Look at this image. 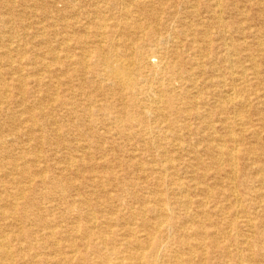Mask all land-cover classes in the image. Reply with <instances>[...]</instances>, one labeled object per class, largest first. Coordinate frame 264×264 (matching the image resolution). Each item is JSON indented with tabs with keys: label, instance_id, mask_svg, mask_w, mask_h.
<instances>
[{
	"label": "bare ground",
	"instance_id": "6f19581e",
	"mask_svg": "<svg viewBox=\"0 0 264 264\" xmlns=\"http://www.w3.org/2000/svg\"><path fill=\"white\" fill-rule=\"evenodd\" d=\"M0 22V264H264V0Z\"/></svg>",
	"mask_w": 264,
	"mask_h": 264
},
{
	"label": "rangeland",
	"instance_id": "374dc122",
	"mask_svg": "<svg viewBox=\"0 0 264 264\" xmlns=\"http://www.w3.org/2000/svg\"><path fill=\"white\" fill-rule=\"evenodd\" d=\"M227 1H229V2H233L234 0H227ZM236 1V0H235ZM57 5H59V7H62L63 6V3L62 2H57L56 3ZM258 8L256 7V5H253L252 7H251V13L252 14H254V15H256L257 13H258ZM26 19V21H31V22H33L34 20H38L37 18H39V17H33L30 13H28V14H26V16H24ZM253 23H254V21H253ZM0 28H1V22H0ZM254 112V111H253ZM255 115V114H254ZM256 116V115H255ZM257 118V117H256ZM255 122L257 123V121L255 120ZM262 136H263V138H264V133L262 134ZM200 146H201V144H200Z\"/></svg>",
	"mask_w": 264,
	"mask_h": 264
}]
</instances>
